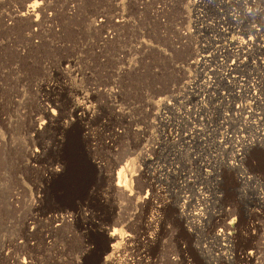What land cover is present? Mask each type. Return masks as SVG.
Instances as JSON below:
<instances>
[{
  "label": "rangeland",
  "instance_id": "1",
  "mask_svg": "<svg viewBox=\"0 0 264 264\" xmlns=\"http://www.w3.org/2000/svg\"><path fill=\"white\" fill-rule=\"evenodd\" d=\"M34 1L0 0V264H264V0Z\"/></svg>",
  "mask_w": 264,
  "mask_h": 264
},
{
  "label": "bare ground",
  "instance_id": "2",
  "mask_svg": "<svg viewBox=\"0 0 264 264\" xmlns=\"http://www.w3.org/2000/svg\"><path fill=\"white\" fill-rule=\"evenodd\" d=\"M28 1H32V0H28ZM34 1V0H33ZM32 8H41V3H37L36 1H34L32 3ZM17 17H20V18H28V16L26 14H21V16H17ZM33 23V25H35L36 21H31ZM56 110L58 111L56 113ZM66 113V112H65ZM40 114L42 115H45V117H35L32 119L31 121V125H30V130L34 133V134H37L40 130L48 127V126H51L53 124H56L57 126H60L62 128H66L68 126V123L66 122L65 119H68V115H61V113L59 112L58 108L56 105H43L42 109H40ZM6 120V119H5ZM2 121V120H1ZM7 121V120H6ZM4 121V122H6ZM8 122V121H7ZM2 123V122H1ZM6 124V123H5ZM30 124V123H29ZM8 126V125H7ZM6 126V128H7ZM69 127V126H68ZM66 130V129H65ZM264 135V134H263ZM2 140V139H1ZM3 141V140H2ZM4 144V143H3ZM31 151V153L29 154V158L32 160V159H35L37 157V154H38V151L36 150H29ZM28 152V151H27ZM27 155V154H26ZM28 160V159H27ZM32 166V165H31ZM122 172V169L121 171ZM55 173V172H54ZM53 174V173H52ZM118 178H120V175L118 176ZM121 180L118 179L117 180V183H116V187L122 191L126 190L125 189V185H122ZM110 182V181H109ZM121 193V192H120ZM56 222V221H55ZM227 229V228H226ZM219 236H224V234L222 235H219ZM116 240H118V237L116 235V233L113 231L111 234H109V239L108 241L110 243H114ZM116 248V245L115 244H112L108 251H114ZM111 261V255H108L106 256L104 259H100L99 261V264H108L109 262ZM19 264H27V262H23V263H19Z\"/></svg>",
  "mask_w": 264,
  "mask_h": 264
}]
</instances>
